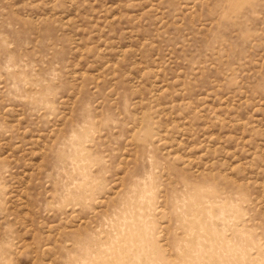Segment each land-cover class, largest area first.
Returning <instances> with one entry per match:
<instances>
[{
  "label": "rangeland",
  "instance_id": "obj_1",
  "mask_svg": "<svg viewBox=\"0 0 264 264\" xmlns=\"http://www.w3.org/2000/svg\"><path fill=\"white\" fill-rule=\"evenodd\" d=\"M0 264H264V0H0Z\"/></svg>",
  "mask_w": 264,
  "mask_h": 264
}]
</instances>
